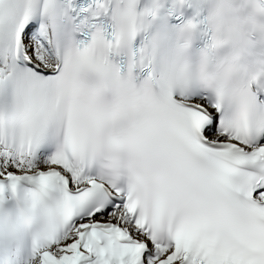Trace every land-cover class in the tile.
I'll return each mask as SVG.
<instances>
[{"label":"snow or ice","instance_id":"1","mask_svg":"<svg viewBox=\"0 0 264 264\" xmlns=\"http://www.w3.org/2000/svg\"><path fill=\"white\" fill-rule=\"evenodd\" d=\"M249 30L264 0H0V264H264Z\"/></svg>","mask_w":264,"mask_h":264},{"label":"clouds","instance_id":"2","mask_svg":"<svg viewBox=\"0 0 264 264\" xmlns=\"http://www.w3.org/2000/svg\"><path fill=\"white\" fill-rule=\"evenodd\" d=\"M237 2L239 3V0H237ZM247 39L254 46L253 51L258 53L264 52V34H258L249 30ZM228 54L229 50L223 48L219 49L217 53L221 60H223V58H225Z\"/></svg>","mask_w":264,"mask_h":264}]
</instances>
